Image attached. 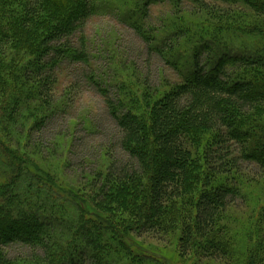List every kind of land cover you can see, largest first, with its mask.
<instances>
[{
	"label": "rangeland",
	"instance_id": "1",
	"mask_svg": "<svg viewBox=\"0 0 264 264\" xmlns=\"http://www.w3.org/2000/svg\"><path fill=\"white\" fill-rule=\"evenodd\" d=\"M25 1L0 0V215L32 222L27 231L38 224L44 242L4 244L10 264H76L81 256L86 264H264L259 162L242 160L239 173L209 172L204 151L212 132H194L186 194L168 205L162 228L136 226L148 178L144 163L121 145L117 122L127 112L149 121L157 98L195 71L197 56V68L208 72L233 55L264 53V0H90L91 14L69 38L72 55L56 62L39 46L71 0H47L35 17ZM82 49L87 60L74 59ZM41 53L43 76L54 79L46 99L36 93V69L25 72ZM127 164L137 178L126 186L115 171ZM218 184L239 190L211 233L230 253L223 260L180 242L194 200Z\"/></svg>",
	"mask_w": 264,
	"mask_h": 264
},
{
	"label": "trees",
	"instance_id": "2",
	"mask_svg": "<svg viewBox=\"0 0 264 264\" xmlns=\"http://www.w3.org/2000/svg\"><path fill=\"white\" fill-rule=\"evenodd\" d=\"M46 1L26 0V14L37 16L44 10ZM91 10L90 0H71L69 13L47 30L39 49L45 48L47 53H52V62L72 55L71 50L74 49L69 38L82 28ZM63 41L64 44H61ZM74 52V59L87 60L83 49ZM43 55L41 53L38 56L36 68L28 64L25 72L36 69L39 77L36 93L46 99L51 96L54 79L51 73L43 76V69L39 65ZM198 59L197 56L192 75L157 98L150 109L149 121L133 112L117 117L121 145L132 157L144 163L148 178L145 208L142 214L139 213V217L143 216L144 219L136 226L148 224L162 228L161 221L168 205L186 194L193 166L191 138L198 130L212 132L204 151V162L209 172L239 173L242 160H255L264 167V72L260 69L264 67V53L254 51L246 55H233L230 62H221L208 72L197 68ZM228 66H231L230 70ZM2 84L4 80L0 77V89ZM106 100L113 109L114 104L110 99ZM12 105L17 108V104ZM251 128L253 130H249ZM149 141L154 152L151 168L148 165L151 150L146 149ZM115 175L119 178L118 183L125 182L126 186L136 183L137 176L128 164L116 170ZM108 178L111 179L112 175ZM238 194L236 184H218L202 189L194 200L192 219L184 223L181 247L188 250L194 243L205 255H219L221 260L230 257L221 241L214 240L211 233L220 214L234 202ZM11 197L16 199L13 194ZM18 221H13L10 215H0V264H10L2 248L4 244L14 241H27L32 245L44 242L39 239L43 231L38 224L35 226L36 231L32 232L26 229L32 224L31 221L29 225L19 224ZM8 223L16 224L17 229L10 232L5 228ZM85 257L81 256L76 264H86ZM94 264L101 263L96 260Z\"/></svg>",
	"mask_w": 264,
	"mask_h": 264
}]
</instances>
